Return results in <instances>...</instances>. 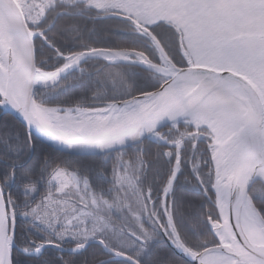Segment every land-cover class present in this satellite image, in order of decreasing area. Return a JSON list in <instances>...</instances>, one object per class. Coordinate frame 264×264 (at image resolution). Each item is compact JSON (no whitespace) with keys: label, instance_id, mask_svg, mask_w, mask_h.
Listing matches in <instances>:
<instances>
[{"label":"snow or ice","instance_id":"obj_1","mask_svg":"<svg viewBox=\"0 0 264 264\" xmlns=\"http://www.w3.org/2000/svg\"><path fill=\"white\" fill-rule=\"evenodd\" d=\"M0 264H264V0H0Z\"/></svg>","mask_w":264,"mask_h":264}]
</instances>
